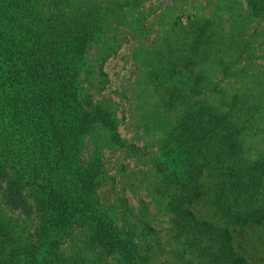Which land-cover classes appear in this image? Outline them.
I'll return each instance as SVG.
<instances>
[{"label":"rangeland","instance_id":"1","mask_svg":"<svg viewBox=\"0 0 264 264\" xmlns=\"http://www.w3.org/2000/svg\"><path fill=\"white\" fill-rule=\"evenodd\" d=\"M60 19L85 35L58 109L81 182L52 213L29 173L53 122L28 98L53 114L55 89L25 28ZM240 213H264V0H0V264H264Z\"/></svg>","mask_w":264,"mask_h":264},{"label":"trees","instance_id":"2","mask_svg":"<svg viewBox=\"0 0 264 264\" xmlns=\"http://www.w3.org/2000/svg\"><path fill=\"white\" fill-rule=\"evenodd\" d=\"M26 1L29 2V0ZM18 11L14 10L16 13H19ZM25 29L34 38L37 49V53L33 52V57L26 58L29 64L26 63L35 74L48 71V86L51 90L55 89L56 93H53V97L50 98V101H53L52 106H55L53 114H48L51 102L45 100L43 96L46 93L45 90H37L36 94L33 90L30 92L33 96L28 98H32L36 108L44 111L47 118L53 122L50 147L55 149L53 161L50 162L53 166L50 170H45L40 166L41 168H34L29 175H32L30 179L34 181L33 187L38 189V193L46 196L48 209H51L52 213H60L62 210L63 212L67 210L70 192L77 190L81 182V172L77 169L78 146L74 144L75 139L66 127L59 125L58 109L67 110L66 106L71 104L79 94L76 85L77 73L73 66L79 50H82L85 35H82V30L78 29L75 24L69 23L66 19L50 21L47 24L27 21ZM61 177L66 179L69 185L63 184ZM228 218L231 222L240 224L261 223L264 220V213L254 217L246 213L231 214ZM219 230L229 246L228 250L233 251L230 231L227 228H219ZM229 261L231 264H249L247 259L237 251L232 252Z\"/></svg>","mask_w":264,"mask_h":264}]
</instances>
